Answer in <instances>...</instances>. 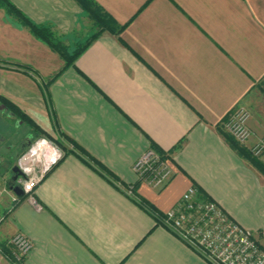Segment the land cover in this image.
Instances as JSON below:
<instances>
[{
  "label": "crops",
  "instance_id": "0c3cea01",
  "mask_svg": "<svg viewBox=\"0 0 264 264\" xmlns=\"http://www.w3.org/2000/svg\"><path fill=\"white\" fill-rule=\"evenodd\" d=\"M9 1L70 53L96 33L76 0ZM93 2L122 29L68 68L0 9V100L17 113L0 119V168L11 173L30 140L67 148L34 200L15 194L11 178L0 183V264H15L20 233L33 244L22 264H207L158 223L192 188L264 234V175L224 138L243 107L253 134L244 148L264 140V0ZM156 148L174 172L161 190L133 171Z\"/></svg>",
  "mask_w": 264,
  "mask_h": 264
},
{
  "label": "built area",
  "instance_id": "2783aa9c",
  "mask_svg": "<svg viewBox=\"0 0 264 264\" xmlns=\"http://www.w3.org/2000/svg\"><path fill=\"white\" fill-rule=\"evenodd\" d=\"M250 119V111L241 107L224 123L227 133L243 146L253 136ZM251 153L256 158L264 156V140L258 141ZM63 158V152L52 142L46 139L36 141L18 161L24 174L20 182L24 193L33 199L35 188ZM133 171L140 182L156 190L165 188L174 176L168 159L155 149L145 152L135 162ZM133 192L134 186H130L128 193L133 195ZM160 220L163 227L208 264H264V234H255L241 227L218 204L199 199L194 188L184 195L176 208L160 216ZM11 245L18 261L27 257L33 248L32 241L21 233L11 240Z\"/></svg>",
  "mask_w": 264,
  "mask_h": 264
},
{
  "label": "trees",
  "instance_id": "16d2710c",
  "mask_svg": "<svg viewBox=\"0 0 264 264\" xmlns=\"http://www.w3.org/2000/svg\"><path fill=\"white\" fill-rule=\"evenodd\" d=\"M78 4L82 7L83 11L89 16L91 21L96 27V33L86 42L84 45L78 46V48L70 53L68 48L63 45L61 42H57L54 38V34L50 30V28H44L41 26H37L33 24L16 6H14L9 0H0V9H3L6 14L10 17L18 21L22 26L28 28L30 32L38 39L46 42L52 50L56 51L64 60L65 68L74 66L76 60L86 51L89 46L102 34L105 32H110L113 34H118L122 28L118 26V23L110 17L104 10L96 5L93 0H76ZM224 138L231 145V147L245 160H247L256 170H258L261 174L264 175V163L260 161V158H256L251 152L246 150L243 145L239 144L235 139L230 136L228 133L224 134ZM67 141L74 145L77 149H79L82 153H84L90 161H93L98 168H100L104 175L107 177L116 179L115 175L112 174L109 170H107L104 166H102L99 162H97L92 156H90L85 150H82L80 146H78L75 142L67 138ZM62 152L67 154V148L64 142L61 140H55L53 142ZM164 158H167L165 154H163L160 150L156 148ZM64 159V158H63ZM199 194L201 192L199 191ZM203 200L205 197L200 195ZM209 201V200H208ZM147 205V203H146ZM163 215H161L162 217ZM158 223L161 224V220L159 218ZM9 258L15 264H22L21 261H18L16 257L12 254H9Z\"/></svg>",
  "mask_w": 264,
  "mask_h": 264
},
{
  "label": "flooded vegetation",
  "instance_id": "af4514ba",
  "mask_svg": "<svg viewBox=\"0 0 264 264\" xmlns=\"http://www.w3.org/2000/svg\"><path fill=\"white\" fill-rule=\"evenodd\" d=\"M3 114L5 115L3 117ZM17 116V113L15 112V109L14 107L11 105V103H9L8 101H3V100H0V119L2 121H9L11 119H13L14 117ZM36 141H28L27 142V145H26V152L29 151V149L35 144ZM20 159V158H19ZM19 159L17 160V163L16 165L12 166L11 167V182L13 183V180L17 178L18 181H22V179L24 178V174L23 172L20 170L19 168V171L22 173V176H19V172H17L16 174H13L12 173V170L14 169V167L18 166V161ZM20 184V183H19Z\"/></svg>",
  "mask_w": 264,
  "mask_h": 264
},
{
  "label": "water",
  "instance_id": "95a60500",
  "mask_svg": "<svg viewBox=\"0 0 264 264\" xmlns=\"http://www.w3.org/2000/svg\"><path fill=\"white\" fill-rule=\"evenodd\" d=\"M17 172L20 173L19 176H22V173L19 171V167H18V166L14 167V169L12 170V173H13V174H16ZM19 183H20V181H18L17 178L14 179V180H13V184H14L15 186H12V190H13V191L15 192V194H17L18 196H23L25 193H24L23 189L21 188V186H19V185H20ZM16 185H18V186H16Z\"/></svg>",
  "mask_w": 264,
  "mask_h": 264
},
{
  "label": "rangeland",
  "instance_id": "374dc122",
  "mask_svg": "<svg viewBox=\"0 0 264 264\" xmlns=\"http://www.w3.org/2000/svg\"><path fill=\"white\" fill-rule=\"evenodd\" d=\"M15 163V160H14ZM11 173L7 172L4 170L2 167L0 168V183H4V180L10 179L11 178ZM193 251V250H192ZM194 252V251H193ZM199 256V255H198ZM206 262V261H205ZM207 263V262H206ZM208 264V263H207Z\"/></svg>",
  "mask_w": 264,
  "mask_h": 264
}]
</instances>
